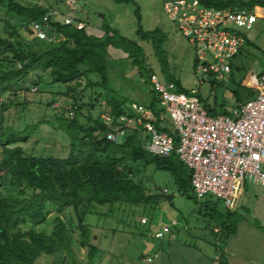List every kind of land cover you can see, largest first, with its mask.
Instances as JSON below:
<instances>
[{"label": "trees", "instance_id": "trees-1", "mask_svg": "<svg viewBox=\"0 0 264 264\" xmlns=\"http://www.w3.org/2000/svg\"><path fill=\"white\" fill-rule=\"evenodd\" d=\"M113 1L136 4L135 0ZM197 1L216 8L237 6L248 10L255 7L264 9V0ZM0 4L6 7L7 12L27 23L28 31L33 34V44L27 43V47H24L20 41L12 39L19 32L6 19L4 27L9 32L8 35L2 33L0 20V98L7 92L17 91L19 84L26 83L25 89L31 84H38L44 76L50 82L68 85L63 92L66 96L81 86L82 79L86 80V87L95 85L90 79L92 74L99 76L100 82L97 84L104 85L108 79L109 48L119 49L138 68L139 76L149 88L150 99L145 107L153 111L155 126L171 133L177 146L179 134L160 105L158 92L152 83L155 72L145 63L144 48L136 40L129 39L108 25H103L100 35L90 33L86 27L79 29L74 22L64 23L65 12L53 15L37 3L0 0ZM135 14L138 20L136 34L140 40L150 42L161 65L163 82H174L177 90L189 92L167 70L162 49L165 33L158 28L144 30L138 6ZM44 15H47V20L41 22V26L47 30V37L42 39L35 35L31 22ZM245 44H251L248 37ZM3 64L6 66L3 67ZM70 98L73 102L69 111L73 115L67 119L66 126L70 130L71 148L65 157L27 153L21 143L30 140L36 126L28 125L22 130H14L0 121V264H37L42 254L50 256L61 251L71 252L73 244L77 242L76 231L80 237L78 243L81 246L88 244V257L92 260L98 248L90 243L91 234L84 219L87 213L93 212L94 204L158 202L156 198L159 195L147 193L142 182L132 177L134 170L130 166L138 161L153 163L158 169L170 171L182 193L186 194L188 189L192 191L191 171L175 150L168 156L149 153L143 147L147 135L141 127L127 128L123 137L109 140L106 137L109 128L103 121L85 115L86 124L78 123L80 105L74 95ZM199 99L200 102L208 101ZM8 106L1 103L0 111ZM89 106H94L93 102ZM203 106L211 115L228 114L222 105L219 109L217 104L211 106L204 103ZM107 107L108 112L116 116L128 111L124 103L114 97L107 100ZM193 198L196 203H201L194 194ZM203 204L205 209L210 210L207 215L220 228L219 232L211 228L219 239L234 231L237 217L234 210L218 198L212 204L208 200ZM47 205L61 209L70 207L73 218L71 225L68 226L60 216H56L53 230L49 233L35 226L23 228L28 222L45 219L49 214ZM218 205H223V209H217Z\"/></svg>", "mask_w": 264, "mask_h": 264}, {"label": "rangeland", "instance_id": "rangeland-1", "mask_svg": "<svg viewBox=\"0 0 264 264\" xmlns=\"http://www.w3.org/2000/svg\"><path fill=\"white\" fill-rule=\"evenodd\" d=\"M37 3L47 9L50 14L65 12L80 19L86 24L90 33L102 34L103 25L117 29L122 35L136 40L144 48L145 63L155 72V76L163 81L161 65L148 41L138 38L136 30L138 20L135 14L136 6L140 10V23L144 30L160 29L165 33L162 45L163 59L167 70L177 77L187 90L195 89L202 99L201 104L223 103L224 108L246 98L258 88V74L264 72V12L263 8H234L247 10L255 14L256 22L248 32L253 44H246L239 53L229 59L231 71L221 80H213L200 75L194 69V49L191 41L184 37L177 26L165 12L164 2L170 0H135L133 3H117L113 0H73L74 9L68 3L72 0H23ZM71 11H70V10ZM5 19L18 30L12 36L20 41L22 46L32 43L33 34L28 31L29 25L15 15L7 12L0 4L1 31L8 35L4 27ZM6 64H3L5 67ZM107 82H100L99 76L92 74L90 79L95 85L86 87V80H81V86L75 92L66 96V84L50 82L44 76L38 84H31L25 89L26 83L19 84L14 93L7 92L0 98L1 103L8 104L6 110L0 111V121L14 130H22L28 125L36 129L30 140L21 143L29 154L41 156L65 157L70 152L71 135L68 134L66 121L69 119L72 97L78 99L80 110L77 121L86 124L85 115L102 121V112H108L107 100L111 97L124 103L126 109L134 106H146L149 102V88L139 76L138 68L131 64V59L123 51L110 48L107 65ZM37 87V89H36ZM94 106H89L90 103ZM137 104V105H136ZM66 109V110H65ZM75 135V134H73ZM264 167V159L261 162ZM134 173L132 177L142 182L146 192L159 195L158 202H141L138 204L116 202L113 204H94L93 212L87 213L85 223L91 234L90 243L97 246L98 251L89 260V246H81L79 232H74L77 242L71 252L61 251L53 255L42 254L37 264H162L160 247H168L171 234L175 238H185L201 244V235L212 238L211 228L215 221L208 217L204 201L211 204L215 201L213 195H207L196 203L192 191L184 194L180 191L173 174L164 169H158L153 163L136 162L130 166ZM200 205V206H199ZM218 209H223L218 205ZM49 214L40 221L28 222L23 228L35 226L38 230L51 232L53 219L60 216L70 226L73 221L72 209L57 208L47 205ZM143 218L146 222L143 223ZM161 231L164 235L158 237ZM155 244V247L145 253V242ZM151 257L152 262L145 259Z\"/></svg>", "mask_w": 264, "mask_h": 264}, {"label": "built area", "instance_id": "built-area-1", "mask_svg": "<svg viewBox=\"0 0 264 264\" xmlns=\"http://www.w3.org/2000/svg\"><path fill=\"white\" fill-rule=\"evenodd\" d=\"M72 4L73 0L68 5L74 9ZM164 9L180 33L191 41L195 72L213 80L223 79L231 71L229 59L240 52L256 22L250 11L205 6L197 0L166 1ZM41 18L46 22L47 15ZM75 19L67 14L63 21L74 22L79 29L86 27ZM31 28L37 37H47V30L38 20L31 22ZM259 82L262 90L241 104L231 117L209 114L195 89L179 91L174 82L153 76L160 105L179 134L177 146L171 133L155 126L153 111L143 106L132 105L127 113L117 116L102 112L101 119L109 128L106 137L114 140L123 137L127 128L141 127L147 135L143 147L149 153L168 156L177 152L191 171L192 192L198 200L213 195L225 206H233L242 180L257 181L264 187V74Z\"/></svg>", "mask_w": 264, "mask_h": 264}, {"label": "crops", "instance_id": "crops-1", "mask_svg": "<svg viewBox=\"0 0 264 264\" xmlns=\"http://www.w3.org/2000/svg\"><path fill=\"white\" fill-rule=\"evenodd\" d=\"M250 41L253 44L251 39ZM263 74L264 72L258 74V81ZM262 88L259 82L258 88L245 101H235L236 103L229 109L226 108L228 111L226 115L234 117L241 104L254 97ZM214 104L217 103L213 102L212 105ZM221 105L223 106V103L217 104V109ZM229 208L234 210L237 216L234 217L236 219L234 231L223 239H219L213 232V237L209 239L203 234L200 236L201 244L185 238H175V234L172 233L168 247H160L162 264H264V187L257 181L242 180L234 204ZM212 228L215 232L220 230L216 224ZM145 245V253L155 247V244L149 241H146ZM148 258L151 257L145 260L152 262L153 259L148 261Z\"/></svg>", "mask_w": 264, "mask_h": 264}, {"label": "water", "instance_id": "water-1", "mask_svg": "<svg viewBox=\"0 0 264 264\" xmlns=\"http://www.w3.org/2000/svg\"><path fill=\"white\" fill-rule=\"evenodd\" d=\"M37 20H38L39 22L45 23V21H44L41 17H39Z\"/></svg>", "mask_w": 264, "mask_h": 264}]
</instances>
